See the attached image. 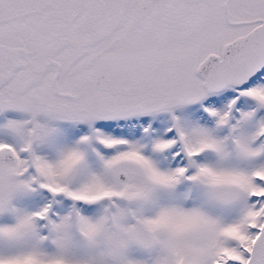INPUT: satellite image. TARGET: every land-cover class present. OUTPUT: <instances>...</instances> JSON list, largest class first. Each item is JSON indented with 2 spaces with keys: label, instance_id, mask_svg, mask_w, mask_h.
I'll return each instance as SVG.
<instances>
[{
  "label": "snow or ice",
  "instance_id": "obj_1",
  "mask_svg": "<svg viewBox=\"0 0 264 264\" xmlns=\"http://www.w3.org/2000/svg\"><path fill=\"white\" fill-rule=\"evenodd\" d=\"M0 264H264V0H0Z\"/></svg>",
  "mask_w": 264,
  "mask_h": 264
}]
</instances>
